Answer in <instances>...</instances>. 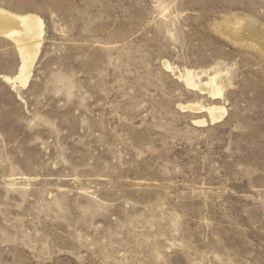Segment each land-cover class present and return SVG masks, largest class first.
I'll return each instance as SVG.
<instances>
[{
    "label": "rangeland",
    "instance_id": "rangeland-1",
    "mask_svg": "<svg viewBox=\"0 0 264 264\" xmlns=\"http://www.w3.org/2000/svg\"><path fill=\"white\" fill-rule=\"evenodd\" d=\"M0 8L44 23L27 88L0 37V264H264V0ZM244 18L263 37H229Z\"/></svg>",
    "mask_w": 264,
    "mask_h": 264
},
{
    "label": "bare ground",
    "instance_id": "bare-ground-1",
    "mask_svg": "<svg viewBox=\"0 0 264 264\" xmlns=\"http://www.w3.org/2000/svg\"><path fill=\"white\" fill-rule=\"evenodd\" d=\"M257 26L258 25L255 20H241L238 21L235 26L228 28L227 34L235 41L242 42L241 39L243 33L252 35L258 32ZM260 33L263 32L260 31ZM260 33L258 32V35ZM0 37L13 41L20 56V65L17 74L12 78L4 77V81L12 84L13 86H11L15 89L17 84H19L22 88H27L31 78L33 77V67L37 61L44 40L43 21L35 15H19L0 8ZM260 49L263 50L262 47ZM163 65L166 70L177 76L178 79L183 82L188 89L198 91L201 95H210L213 100H217L221 97L222 89L216 85L215 77H211L205 82L190 70L182 72L178 69V67L172 66L169 62H164ZM178 107L182 111L189 110L199 113H202L203 111L206 112L209 122L212 125L223 121L228 115L227 109L225 107L218 106L216 104H212L208 107H204L200 103L188 105L180 104ZM205 119L206 118L198 119L195 121V123L198 125H207V121Z\"/></svg>",
    "mask_w": 264,
    "mask_h": 264
}]
</instances>
